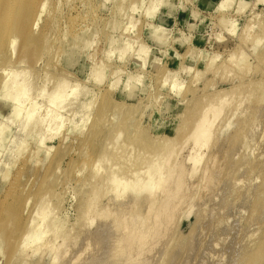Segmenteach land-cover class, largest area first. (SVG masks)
<instances>
[{
    "label": "rangeland",
    "instance_id": "1",
    "mask_svg": "<svg viewBox=\"0 0 264 264\" xmlns=\"http://www.w3.org/2000/svg\"><path fill=\"white\" fill-rule=\"evenodd\" d=\"M48 4L46 13H43L40 21L38 30L40 33H35L31 37L34 39L32 48L36 47V50L30 46L29 51H24L25 39H17L16 47L12 50L14 54L11 53L13 57L9 58V62H13L10 65L8 62L9 66H4L2 69V71L5 69L15 70L13 68L15 67L19 70H15L17 72L25 71L26 75L23 73L22 75L30 82L31 97L39 105L38 111L36 110L37 114L36 111L32 112L36 115H33L29 122L26 118L29 108L25 109L24 112L27 110L26 114L22 112V116L15 114L16 105L4 96L6 80L3 78L4 80L1 81L4 76H2L3 72H0V233L3 242L2 245L0 244V264H24L25 257L28 258L27 264H53L55 261L57 264H83L92 257L102 258L99 261L100 264H113L110 256L105 255L107 254L105 247L112 246L111 239L108 241L110 244L106 243L101 246L98 241H93L89 236L95 230L96 224L88 225L91 221L88 212L92 206H96L100 210L106 208L105 212L109 214L108 217L99 216L97 220L102 221L101 223L106 220L105 224L109 225V222L114 219L113 215H116L115 217L121 215L129 209V205L130 207L134 205V201L130 200L132 199L131 191H129L130 193L120 190L121 193L117 192L115 190L117 187L108 180L107 184L104 177L111 171V168L116 170L114 173L117 172L121 176H125L126 174L123 173H126L130 167L131 171L129 172L131 173L142 172V170L143 173L145 171L147 173L146 163H149L148 161L153 156L156 158L162 154V151H158L163 146L155 147L153 142L155 140L158 142L166 139L176 141L177 161L183 162L187 152L193 148L194 141L189 139V135L197 123V119L204 112L203 107L208 102L210 103L213 97L215 100V97L217 98L221 94L228 98V101L227 98L225 99V102L228 103L223 110L224 114L222 113L219 120L214 122L213 138L208 147L200 149L198 155L201 162L195 166L197 171L193 167L195 174H193V163L186 165L185 187L175 196V200H171V205L178 206L175 224L171 225L173 227L170 226L172 231L155 246H150L149 250L151 249V251H148V256L154 257V264L181 263L184 259L187 260L181 258L182 256L194 263L197 261V264H200L201 257L203 258L201 263L203 261L204 264H212L214 261H218L215 262L216 264H231V261L234 264L235 261L236 264L238 263L237 259L241 261L243 256L248 259L251 256L260 259V264H264V251L261 249L258 248L257 253H255L256 251L252 253V249L241 250L242 247L246 246L247 248L249 243H243L242 240L248 241L249 236L248 242L252 238V245L256 244L254 243L255 239H264V234H262L264 229L261 233L258 232L253 236L251 233L256 228L254 224L258 226L257 223H254L256 218L264 214L263 212L259 214L260 211H264V205H261L264 203V195H262V192L264 194V3H259L258 0H51V3L49 1ZM54 4L55 6H53ZM52 6L56 7V9L54 8L56 11ZM58 7L61 8L60 11ZM49 17L57 20V25H55L56 22L54 23L55 20L52 18L50 20ZM42 33L44 39L39 41L38 38ZM51 36L54 39H51ZM255 45L257 51H254L253 46ZM143 48V52H140ZM23 56L27 59H24L25 63L20 62L21 58L23 61ZM62 81L69 82V87L66 89V93L70 92L69 95H71V88L75 89L78 85L80 89L78 97L72 96L73 98H71L69 96V99L67 98L68 103H65L67 107L63 109L67 110L60 112L62 117H65L63 118L65 121L62 120L61 129L52 136L54 130L51 133L53 128L47 124L48 120L45 119L48 117L46 112L50 107L49 95L54 94L53 92L56 91L54 89H57L55 87L58 86L56 84L62 83ZM109 86H113V88ZM247 86L250 87L247 88ZM188 88H190L189 91ZM186 91L191 93L186 94ZM10 92L14 94L15 90L11 89ZM192 94L194 95L192 96ZM69 100L71 103H75L69 105ZM113 102L118 105H114ZM121 104H124L123 106L127 109L122 106L123 109H121L126 112L118 113V118L116 113L119 112L118 107H121ZM81 105L86 106L82 107ZM104 105H106L105 108ZM193 105L197 106L196 109L199 107L201 112L195 110L196 117L192 113ZM108 109H111V114ZM103 110H106L104 114ZM188 112L191 115H188ZM126 113L130 119L123 118L127 115ZM102 114L103 122L98 120ZM190 116L195 117L196 120H192ZM225 116L226 118H224ZM82 119L85 123L81 121ZM123 119L126 120V123L131 120L130 125L127 123L129 125L127 126ZM97 120L103 124L98 123ZM106 121H109V125ZM104 123L106 124L104 125ZM124 123L126 126L123 125ZM95 124L96 126H94ZM116 124L120 127L123 125V127L120 129ZM115 125L120 129L119 133L118 130L115 131L117 128L114 129ZM98 126L102 127V130ZM110 132L112 135L109 134ZM120 132L122 135H119ZM43 138L46 142H43ZM110 145L113 147L111 148ZM125 147L126 149L123 150ZM131 147L134 151L130 156L128 154L132 151ZM125 150L129 151L128 154H119L124 153ZM143 152L148 155L146 158L143 157ZM122 155L123 157L128 155V165H132L134 161L139 163L135 162L133 167L128 166L124 164L126 163L124 161L128 159L123 158ZM106 156L107 159L102 158H106ZM113 156L117 159L115 160ZM118 156H121L124 161L118 159ZM162 156L159 157V161L163 159L164 156ZM111 158L112 160L114 158V162L110 161ZM98 160L109 161V166L107 161L108 172L105 169H102V172L97 170L96 167L99 166L96 161ZM55 161L59 162L58 165ZM102 164L104 163H101L100 167ZM114 165L116 166L113 167ZM51 166L53 169L57 166L54 172H52ZM89 166L90 168H88ZM214 167L217 168V175L213 172ZM208 171L213 172H210L211 175L217 176L213 177L212 183L208 180L210 177L207 176L210 175ZM128 174L131 180L127 175L126 179L129 178L132 186L133 183H136L132 180L136 181L139 176H142L139 173L135 179L134 176L138 173L132 174L133 177L130 173ZM98 176L103 178H94ZM93 178L96 181H91ZM212 184L213 186H211ZM113 187H115V191ZM261 187H263L262 190ZM147 189L143 195L146 200L142 196L139 201L141 202L140 207L143 208L141 213V208L138 210L140 215L148 212L147 203L150 201L147 197L151 191ZM46 194L49 195V198H45L47 202H44L49 207L44 215V217L46 216L45 222L42 223L44 220L41 217L46 208H42V214L39 209L46 206L45 203L42 204L43 197H47ZM163 195L165 196V194ZM163 195L162 197H164ZM119 196L120 199L117 198ZM91 197L94 198L93 201ZM95 199L96 202H94ZM27 201L30 202L25 207ZM97 202L99 204H95ZM179 205L181 206L179 207ZM125 206L127 207L125 208ZM255 206L261 207H256L258 212L257 209L255 211ZM121 207L124 208V211ZM144 207L146 208L144 209ZM50 210H52L51 213ZM100 210H96L97 213H100ZM36 211L39 213L35 214ZM18 215H23L22 222L24 224L32 220L35 215L36 221L42 225V232H47L48 226L45 227L47 230L44 226L50 225L49 222L60 218L58 222L56 221L57 223H54V220L51 223L52 226L48 227L52 231L49 229L51 232L48 230L44 239H49H45V242L41 241L44 244H48L50 240L52 241L49 244L55 243V245L51 244L53 245L51 253H44L41 257L39 255V257L32 258V248L41 244L40 242L38 244V239H33V242L31 240L29 248L27 246V248H21L19 243H11L14 242L12 240L19 232L14 221ZM110 215H112L111 219ZM164 215H161L157 221H164L169 214ZM11 217L12 220H10ZM263 218L264 215L260 219L258 218L261 222L259 226L264 222ZM19 227L21 230L23 229V226ZM161 230L159 233L164 232L163 229ZM215 232L218 235H215ZM213 234L215 235L214 239L210 238L214 237ZM224 235L227 236L225 239ZM205 237L208 238L205 239ZM216 237L220 238L217 240ZM253 237L256 238L253 239ZM234 238L245 246L241 245L242 243L236 244L237 241ZM64 239L65 241H63ZM230 242H235V244ZM12 244L13 246H11ZM202 244L205 246L201 248ZM221 244H224V249L227 250L225 254ZM192 245L195 248L199 246L200 250L199 247L192 248ZM238 245H241V248L240 246L237 248L239 254L234 250ZM249 245L251 248L257 249L256 245L254 247L251 243ZM207 246L211 247V252H207V255L199 252L207 251ZM225 246L232 247L229 249ZM193 249L197 250V253L193 252L195 255L191 257L192 255L190 256L189 253H192ZM231 249L237 254L236 258ZM52 250L56 252H52ZM229 250L230 253H227ZM113 253L115 254V252ZM135 253L134 249L133 254L135 255ZM226 253L229 257L232 253L231 258H227ZM29 255L30 257H28ZM196 255L201 256H199L200 260ZM232 255L235 258L234 261ZM62 256L65 260H61V258L64 259ZM54 257H57V260ZM150 257L148 258L150 259ZM247 258L242 261L247 262ZM149 259L145 261L147 263L154 261L152 258L150 261ZM133 263L139 264L140 260L136 259L129 264Z\"/></svg>",
    "mask_w": 264,
    "mask_h": 264
},
{
    "label": "bare ground",
    "instance_id": "2",
    "mask_svg": "<svg viewBox=\"0 0 264 264\" xmlns=\"http://www.w3.org/2000/svg\"><path fill=\"white\" fill-rule=\"evenodd\" d=\"M50 1V3H51V0H0V72L2 71V69H3V67L4 66H6V67H8L10 64H12L11 62H13V61H10L9 62V58L14 54L13 52H12V50L13 49H15L14 47H16L15 45L17 44L16 42H17V39H25V44H24V51H26V50H28V48L31 46V48H32V44L34 43V42H32V40H34V39H32L31 37L36 33H40V31H38L39 30V26H40V21H41V18L43 17V13H46L45 11H46V9H47V6H49V4H48V2ZM61 1V0H60ZM259 1V3H264V0H258ZM263 1V2H262ZM53 6H55V4L53 5ZM52 6V8L54 9H56V7H57V5H56V7H53ZM54 9V10H55ZM58 9H59V11L61 10V8H59L58 7ZM52 10V9H51ZM56 11V10H55ZM58 11V12H59ZM74 11V10H73ZM54 12V11H53ZM54 14V13H53ZM52 14V15H53ZM56 14V13H55ZM59 14V13H58ZM49 15V14H48ZM57 15V14H56ZM46 16V15H45ZM44 16V17H45ZM50 16H51V11H50ZM56 17V16H55ZM50 18V17H49ZM52 18V17H51ZM51 18H50V20H51ZM53 20H55L54 18H52ZM57 19V18H56ZM49 20V19H48ZM49 20V21H50ZM80 20V19H79ZM47 21V20H46ZM57 20H55L54 21V23L56 22ZM65 21V20H64ZM73 21V20H72ZM80 22V21H79ZM48 23V22H47ZM51 23H52V25L54 26V24H53V22L51 21ZM78 24V23H77ZM43 25V24H42ZM48 25V24H47ZM46 25V26H47ZM55 25H57V22H56V24ZM80 26H82L81 24H79ZM78 25V26H79ZM46 26H45V28H46ZM52 26V27H53ZM77 26V27H78ZM50 27H51V25H50ZM48 28H49V26H48ZM47 28V29H48ZM81 28V27H80ZM42 29V27L40 28V30ZM51 29V28H50ZM49 29V30H50ZM85 29V28H84ZM76 30V29H75ZM78 30V29H77ZM37 31V32H36ZM64 31V30H63ZM73 31H74V29H73ZM79 31V30H78ZM68 32V31H67ZM67 32H65L66 33V35H67ZM53 33H54V28H53ZM69 33V32H68ZM74 33V32H73ZM80 33V32H79ZM45 34V33H44ZM48 34V33H47ZM46 34V35H47ZM78 34V33H77ZM65 35V36H66ZM37 36V35H36ZM73 36V35H72ZM48 37V36H47ZM53 37H54V34H53ZM52 36H51V39H54ZM76 37V36H75ZM44 39V35H43V33L41 34V36L38 38L39 39V41H41L40 39ZM46 38V37H45ZM49 38V37H48ZM31 39V40H30ZM47 39V38H46ZM48 40V39H47ZM49 41H50V39H49ZM45 43H47V41L45 40ZM44 43V44H45ZM44 47V46H43ZM254 47V51H257V47H256V45L255 46H253ZM32 49H35L36 50V47L35 48H32ZM29 50H30V48H29ZM28 50V51H29ZM142 50H144V48L143 49H141L140 50V52L142 51ZM43 51H44V49H43ZM143 52V51H142ZM11 53H13V54H11ZM9 55V56H8ZM13 57V56H12ZM24 57V56H23ZM25 57L23 58V61H22V58H21V63L22 62H24L25 63V60H27V59H25ZM13 60V59H12ZM38 60V59H37ZM140 60V59H139ZM36 61V60H35ZM138 61V60H137ZM8 62H9V65H8ZM19 62V64L20 65H22L21 63ZM7 64V65H6ZM36 64V63H35ZM38 65V64H37ZM13 66V65H12ZM11 66V67H12ZM15 70H17L15 67H13ZM36 68H37V66H36ZM8 69V68H7ZM9 69H10V67H9ZM15 70H13V69H11V70H4V71H2L3 73H2V76H4V77H2V79H1V81H3L4 79L3 78H5V80H6V83H5V89H6V93H5V97H6V99H9V100H11L13 103H14V105H16V107H15V114H21L20 116H22V112H24L25 111V109H28L29 108V112H27V110H26V112H27V114H26V112H24L25 114H26V118H27V122H29L30 121V119L31 118H33V115H34V113H35V111L37 110V109H39V105H38V103H37V101H35V99H32V97H31V87H30V82L28 81V79H26L23 75H26L25 74V71H21V72H17V71H19V70H17V71H15ZM165 70V69H164ZM22 73H23V75H22ZM23 76V77H22ZM13 77V78H12ZM27 77V76H26ZM28 78V77H27ZM62 80V79H61ZM100 80H101V78H100ZM100 80H99V82H100ZM167 80V79H166ZM0 81V82H1ZM11 83H10V82ZM61 82V81H60ZM59 82V83H60ZM57 83L56 85H58L57 87H55V88H57V89H54V91L55 92H53L54 94L53 95H49V101H50V107H49V109H48V112H46V114H47V116L48 117H46L45 119H47L48 120V123L47 124H49L50 125V127L51 128H53V129H51V133H53L52 132V130H54V133L52 134V136L53 135H56L57 134V131H59L60 129H61V124H62V120L63 121H65L63 118H65V117H62V115H61V111L63 110V109H65V107H67V105L65 106V103H68L67 102V100L69 99V96H71V98H73L74 96L75 97H78L77 95H78V90L80 89V88H78V85H77V87H75V89L74 88H71L72 89V91H71V95H69L70 94V92L68 93H66V89L69 87V82L67 83V82H63L62 81V83ZM113 83V82H112ZM1 84V83H0ZM71 84V83H70ZM164 84H165V82H164ZM163 84V85H164ZM167 84V83H166ZM76 85V84H75ZM74 85V86H75ZM3 86V85H2ZM11 86V87H10ZM71 86V85H70ZM113 86H115V85H113ZM113 86H109L110 88L112 87L113 88ZM128 87V86H127ZM176 87H177V85H176ZM181 87V86H180ZM250 87V86H249ZM248 86H247V88H249ZM2 88V87H1ZM76 88H78V89H76ZM129 88V87H128ZM175 88V87H174ZM252 88V87H251ZM11 89H13V90H15V92H14V94H12V92H10V90ZM70 89V90H71ZM74 89V90H73ZM130 89V88H129ZM189 89L190 88H188V91H189ZM82 90V89H81ZM110 90V89H109ZM1 91V90H0ZM69 91V90H68ZM191 91V90H190ZM237 91V90H236ZM236 91H234V92H236ZM80 92V91H79ZM107 92V91H106ZM187 92V91H186ZM185 92V93H186ZM192 92V91H191ZM191 92H187L186 94H188V93H191ZM8 93H10V94H8ZM108 93H109V91H108ZM238 94V93H237ZM103 95V94H102ZM106 95V94H105ZM112 95H113V92H112ZM194 94H192V96H193ZM231 95H232V93H231ZM236 95V94H235ZM1 96V95H0ZM73 96V97H72ZM80 96V95H79ZM114 96V95H113ZM187 96V95H186ZM234 96V95H233ZM106 97V96H105ZM224 97V98H223ZM232 97V96H231ZM68 98V99H67ZM194 98V97H193ZM192 98V99H193ZM214 98V97H213ZM212 98V100H214ZM227 97L226 96H224L223 94H221L220 96H218L217 98L215 97V100L214 101H212L211 99V102L209 103H207V105L205 106V107H203L204 108V112L201 114V116L197 119V123L195 124V126H193V129H192V131L190 132V135H189V139H192V141H194V145H193V148L189 151V152H187V155H186V157H185V159H184V161L183 162H178L177 161V156H178V153H176V149H175V142L176 141H174L173 139H169V140H164V141H162V142H158L157 140H155V141H153V140H151V141H153L154 142V146L156 147H158L159 145L160 146H163L162 148H159L160 150L158 151V152H161L162 151V154H164L163 156H162V154L161 155H158L156 158H155V160H153L154 158L152 157L151 159H150V161H148L149 163H146L147 164V166H148V170H147V173H143V170H142V172L141 171H139V172H134V173H131V172H129V171H131L130 169H131V167L129 168L128 166H135V162L137 163L138 161H134V163H132V165H128V163H129V159H128V155H130L131 153H133V151H134V149L132 150V147H131V150L132 151H130V153L128 154L127 152H129V151H127V150H125V152L124 153H119V154H128L126 157H123V155H122V157L123 158H125V159H128L127 161H124V160H122V157L120 156H118V159L120 158V160L121 161H124V162H126V163H124V164H127L126 166L129 168L128 169V171H126V173H123V174H126L127 176H129L130 177V175L128 174V173H130L131 174V176H132V174H136V173H138V174H136L134 177H135V179H137V176L139 175V173H140V175L142 174V178L139 176L138 177V179L139 178H141V179H137L136 181H133L132 180V182H136V183H133V186L130 184V182H129V178L128 179H126L127 178V176L125 175V176H121L120 174H118L117 172V175H116V173H114V171H116V170H113V168H111L110 170L111 171H113L112 173H106L107 174V176H105L104 178H105V180H106V183H107V180L109 181V182H111V184H113L114 186H116L117 188L115 189V187H113V190L115 189L117 192H125L126 193V191H128V193H130L129 191H131V194L130 195H132V199H130V200H132V202L134 201V205H131V207H132V209L130 210V205H129V209H127V211H125V212H121L122 214L121 215H118L117 217H115L114 215H113V217H114V219H112V221L111 222H109L110 220L108 219V222H109V225L108 224H105L106 222V220L104 221L103 219H101V220H103V223H101V222H99V220H97L98 218H99V216H107L108 217V213H106L105 211V209L103 208V209H99V208H97L96 206H90L91 207V209L89 210V212H88V215H90L89 217H90V224H88V225H95L96 224V228H95V230L93 231V232H89L90 234H89V236H90V238L93 240V241H98V244L99 245H101V246H104L106 243H108V244H110V242H112V246H110V247H108V248H106L105 247V250L107 251V254H105L106 256H110V260H111V262L113 263V264H129V263H131V262H134L136 259H138V260H140V263L139 264H146L147 262L146 261H148V257H150V256H148L149 255V252L148 251H151V249L149 250V248H151L150 246H155V244L157 243V242H160V241H162V239L166 236L167 237V235H168V233H170L171 231H172V228L170 229V226L171 225H173L174 226V224H175V218H176V213H177V211H178V206H176L175 204H173V205H171V200H173L174 198H176L175 196L181 191V190H183V188L185 187V182H184V180H185V171H186V165L188 164V165H190V163H193V166H192V168L194 167L195 168V166H198L199 165V163L201 162L200 160V157H199V155H198V153H200V149H202L203 147H208V145L210 144V142H211V140H212V138H213V132H214V130L215 129H213V127H214V122L216 123V120H219L218 118H220L221 117V115H222V113L224 114V112H223V110H224V108L225 107H227L226 105H227V103L225 102ZM263 98V97H262ZM196 99V98H195ZM261 99V98H260ZM46 100V99H45ZM104 100H105V98H104ZM104 100H103V102H104ZM117 100V99H116ZM229 100H230V98H229ZM232 100V99H231ZM263 100H264V98H263ZM8 101V100H7ZM48 101V102H49ZM74 101V100H73ZM77 101V100H76ZM227 101H228V98H227ZM233 101V100H232ZM231 101V102H232ZM262 101V100H261ZM119 102V101H118ZM197 102V101H196ZM230 102V103H231ZM259 102V101H258ZM69 105H72V104H74L75 102H73V103H71L70 102V100H69ZM87 103V102H86ZM85 103V104H86ZM89 103V102H88ZM106 103V102H105ZM114 103V105L116 104V102H113ZM181 103V102H180ZM230 103H229V105H230ZM82 104V103H81ZM260 104V103H259ZM87 105V104H86ZM86 105H84V106H86ZM89 105V104H88ZM108 105V104H107ZM116 105H118V103L116 104ZM124 105V104H123ZM122 104H121V107H118L119 108V112H115L114 111V114L116 113L117 115H118V113H123V112H126V110L125 111H123L122 109H123V107H124V109H127V108H125V106H123ZM197 105V104H196ZM228 105V106H229ZM82 106V105H81ZM84 106H82V107H84ZM105 106L106 105H104V108H105ZM123 106V107H122ZM194 106V111H193V109L191 110V112L192 113H194L195 112V110H198L199 111V107H198V109H196V107L198 106H195V105H193ZM234 106V105H233ZM69 107V106H68ZM117 107V106H116ZM236 107V106H235ZM81 108V107H80ZM86 108V107H85ZM109 108H111V107H109ZM122 108V109H121ZM14 109V108H13ZM130 109V108H129ZM202 109V108H201ZM200 109V110H201ZM238 109V108H237ZM42 110H43V108H42ZM67 110V109H66ZM66 110H63V112H65ZM83 110L86 112V110L83 108ZM82 110V111H83ZM109 110V109H108ZM107 110V111H108ZM111 110V109H110ZM110 110H109V113H110ZM116 110V109H115ZM121 110H122V112H121ZM230 110V109H229ZM38 111V110H37ZM37 111H36V114H37ZM81 111V112H82ZM87 111H89L88 109H87ZM104 111H106V110H103L102 112H103V114H104ZM116 111H118V109L116 110ZM234 111H235V109H234ZM32 112H34V113H32ZM62 112V113H63ZM190 112V111H189ZM189 112H188V115H191V113L189 114ZM197 112V111H196ZM200 112V111H199ZM198 112V114H200ZM256 112V111H255ZM107 113V112H106ZM35 114V115H36ZM45 114V115H46ZM87 114V113H86ZM103 114H102V116L100 117V119H98L99 121H102L103 122V120H102V117H103ZM108 114V113H107ZM111 114V113H110ZM115 114V115H116ZM127 115H125V117H123V118H125V119H128L129 118V115H128V113H126ZM34 115V116H35ZM116 115V116H117ZM121 115V114H120ZM194 115H195V113H194ZM193 115V116H194ZM128 116V117H127ZM193 116H190L191 117V119L193 120L196 116H197V114L195 115V117L193 118ZM89 117V116H88ZM104 117H106V116H104ZM113 117V116H112ZM118 118H119V115L117 116ZM122 117V116H121ZM22 118V117H21ZM87 118V117H86ZM86 118H84L85 120H86ZM114 118V117H113ZM224 118H226V116L224 117ZM75 119V118H74ZM89 119V118H88ZM105 119V118H104ZM107 119V118H106ZM109 119H110V117H109ZM125 119H123V120H125ZM130 119V118H129ZM47 120H45L46 122H47ZM97 120V121H98ZM113 120H115V119H113ZM194 120H196V119H194ZM224 120V119H223ZM74 121V120H73ZM82 122H83V119L81 120ZM97 121H95L96 122V124H97ZM98 121V123H101V122H99ZM122 121V120H121ZM225 121V120H224ZM26 122V123H27ZM107 122V124L109 123V121H106ZM112 122H114V121H112ZM112 122H110V123H112ZM120 122V121H119ZM118 122V123H119ZM125 123H126V120L124 121ZM129 122H131V120L130 121H128L127 123L129 124ZM83 123H85V122H83ZM123 123V122H122ZM125 123L123 124V125H125ZM126 123V124H127ZM194 123H195V121H194ZM65 124V123H64ZM74 124V123H73ZM96 124L94 125V126H96ZM101 124H103V123H101ZM101 124H99V125H101ZM106 123H104V125H105ZM127 124V126H129ZM26 125V124H25ZM49 125H47V126H49ZM109 125V124H108ZM108 125H106V126H108ZM110 125H112V124H110ZM116 125H118V124H116ZM116 125L114 126V129L115 128H119L120 126V123H119V125L116 127ZM123 125L121 126V127H123ZM64 126V125H63ZM75 126H76V124H75ZM75 126H74V128H75ZM126 126V125H125ZM92 127V126H91ZM90 127V128H91ZM99 127V126H98ZM104 127V126H103ZM121 127H120V129H121ZM94 128V127H93ZM100 128V127H99ZM98 128V129H99ZM102 128V127H101ZM100 128V130H102ZM116 129L115 131H117L118 133H119V131H120V129ZM127 128V127H126ZM106 129H107V127H106ZM111 129V128H110ZM222 129V128H221ZM220 129V130H221ZM248 129V128H247ZM246 129V130H247ZM82 130H84V129H82ZM82 130H80V131H82ZM241 130V129H240ZM239 130V131H240ZM24 131V130H23ZM90 131V130H89ZM93 131V130H92ZM91 131V132H92ZM97 131V130H96ZM107 131V130H106ZM252 131V130H251ZM90 132V134L92 135V133ZM123 132V131H122ZM112 133H113V131H112ZM121 133V132H120ZM236 133V132H235ZM245 133V132H244ZM90 134H89V136H90ZM110 135H112L111 134V132L109 133ZM114 134H115V132H114ZM241 134V133H240ZM49 135V134H48ZM47 135V136H48ZM82 135V134H81ZM84 135V134H83ZM116 135V134H115ZM119 135H122V133L121 134H119ZM218 135V134H217ZM89 136H87L88 138H89ZM114 136V135H113ZM130 136V135H129ZM238 136V135H237ZM49 137V136H48ZM50 137H51V135H50ZM85 137H86V135H85ZM228 138H229V136H227ZM245 137V136H244ZM45 138V137H44ZM44 138H43V142H46V141H44ZM53 138V137H52ZM52 138H50V139H52ZM87 138V139H88ZM18 139V138H17ZM45 139H47V138H45ZM118 139H119V141H118ZM118 139L116 138V140L120 143V138L118 137ZM130 139V138H129ZM231 139V138H230ZM229 139V140H230ZM238 140V139H237ZM48 141V140H47ZM160 141V140H159ZM228 141V140H227ZM156 142V143H155ZM243 143H244V141H243ZM243 143H242V145H243ZM245 143H246V141H245ZM118 144V143H117ZM122 144V143H121ZM153 144V143H152ZM112 145V144H111ZM110 145V146H111ZM115 145V143L113 144V146ZM119 145V144H118ZM124 145H125V143H124ZM113 146H111V148L113 147ZM127 146V145H126ZM62 147V146H61ZM106 149L108 148V145L105 147ZM129 148V147H128ZM124 149H126V147L125 148H123V150ZM184 149V148H183ZM243 149V148H242ZM47 150H51V149H47ZM109 150H112V149H109ZM45 151V150H44ZM183 151V150H182ZM7 152V151H6ZM145 152V151H144ZM144 152L142 153V155L144 154ZM47 153H48V151H47ZM148 154V153H147ZM153 154V153H152ZM48 155V154H47ZM55 155H56V153H55ZM132 155V154H131ZM130 155V156H131ZM217 155V154H216ZM100 156V155H99ZM110 156V155H109ZM108 156V157H109ZM130 156H129V158H130ZM148 155H146V153L143 155V157H147ZM160 156H162L163 157V159H161L160 161H159V157ZM174 156H176V157H174ZM201 156V155H200ZM219 156V155H218ZM114 157V156H113ZM58 158V157H57ZM99 158V157H98ZM103 159H107V156H106V158H104V157H102ZM115 158V157H114ZM114 158H113V160H112V158H111V160L110 161H112V162H114ZM158 158V159H157ZM174 158H176V159H174ZM219 158V157H218ZM100 159H101V157H100ZM117 159V157L115 158V160ZM174 159V160H173ZM215 159V158H214ZM102 160V159H101ZM108 160H109V158H108ZM108 160H105V161H96V162H98V166L99 167H96L97 168V170L99 171V170H101V172H102V169H105V171H109V170H107L108 168H107V161ZM153 160V161H152ZM163 160V161H162ZM210 160V159H209ZM132 161V160H131ZM152 161V162H151ZM162 161V162H161ZM56 162V161H55ZM94 162H95V160H94ZM94 162H92V163H94ZM99 162H101V163H104V164H102V168L100 167V164H99ZM116 162V161H115ZM58 163L59 162H56V164L58 165ZM105 163H106V165H105ZM139 163V162H138ZM216 163H217V161H216ZM53 164V163H52ZM55 164V165H56ZM111 165H112V163H110ZM134 164V165H133ZM215 164V163H214ZM104 165V166H103ZM108 166H109V161H108ZM116 165H114L113 167H115ZM120 166V165H119ZM147 166H146V168H147ZM52 167V166H51ZM55 167V166H54ZM57 167V166H56ZM56 167H55V169H56ZM93 167V166H92ZM105 167V168H104ZM145 167V166H144ZM217 167V166H216ZM88 168H90V166L88 167ZM95 168V169H96ZM99 168V169H98ZM194 168H193V171H194V173L193 174H195V170H196V168H195V170H194ZM215 168V167H214ZM52 169H53V167H52ZM51 169V170H52ZM55 169H53L52 170V172H54V170ZM116 169H117V167H116ZM209 169V168H208ZM211 169V168H210ZM216 169V170H215ZM214 169V174H216L217 175V168H215ZM97 170H95V171H97ZM144 170H145V168H144ZM213 170V169H212ZM211 170V171H212ZM94 171V172H95ZM97 171V172H98ZM104 171V170H103ZM197 171V170H196ZM210 171V172H211ZM216 171V172H215ZM219 171V170H218ZM49 172V171H48ZM93 172V173H94ZM128 172V173H127ZM209 172V171H208ZM209 172V173H210ZM213 172H211V173H213ZM99 173V172H98ZM190 173V172H189ZM211 173H210V175H207V176H210L209 178H208V180L209 181H211V180H213V177H217V176H213V175H211ZM104 174V173H103ZM48 175V174H47ZM95 175V174H94ZM93 175V176H94ZM97 175H99V174H97ZM120 175V176H119ZM144 175H146V176H144ZM100 176H101V174H100ZM103 176V175H102ZM121 177V178H119V177ZM188 176V175H187ZM186 176V177H187ZM19 177V176H18ZM46 177V176H45ZM133 177V176H132ZM95 179L96 178H103V177H94ZM94 178L91 180V181H93L94 180ZM122 178H124V179H126V180H123ZM212 178V179H211ZM134 179V180H135ZM215 179H217V178H215ZM102 181H103V179H101ZM130 180H131V177H130ZM94 181H96V180H94ZM98 181H100V180H98ZM215 181V180H214ZM213 181V184L215 183ZM44 182V181H43ZM87 182V181H86ZM207 182V181H206ZM88 183V182H87ZM99 183V182H98ZM100 183H101V181H100ZM211 183H212V181H211ZM108 184V183H107ZM213 184L211 185V186H213ZM112 185V186H113ZM131 185V186H130ZM209 185H210V183H209ZM264 185V184H263ZM262 185V186H263ZM208 186V185H207ZM210 187V186H209ZM208 187V188H209ZM148 188V189H147ZM169 188V189H168ZM212 188V187H211ZM210 188V189H211ZM262 188L263 187H261V190H262ZM13 189H14V187H13ZM95 189V188H94ZM150 190L151 191V193L149 194V197H147L148 198V200L150 201V202H148L147 203V210H148V212H146V214L144 213L143 215H140V213H141V210L143 209L142 207H140L141 205V202H139L142 198V196L145 194V190ZM158 189V190H157ZM160 189V190H159ZM114 190V191H115ZM120 190V191H119ZM226 190V189H225ZM97 191V190H96ZM96 191H95V193H96ZM111 191V190H110ZM157 191V192H156ZM158 191H159V193H158ZM264 191V190H263ZM94 192V191H93ZM120 192V193H121ZM155 192V193H154ZM214 192V191H213ZM225 193H226V191H224ZM259 192H261V191H259ZM119 193V194H120ZM184 193V192H183ZM215 193V192H214ZM224 193V194H225ZM48 194H50V193H48ZM93 194V193H92ZM123 194V193H122ZM163 194H165V196L163 195ZM96 195H97V193H96ZM162 195L164 196V197H162ZM226 196H227V194H225ZM258 195H259V193H258ZM262 195H264L263 194V192H262ZM46 196H47V194H46ZM93 196V195H92ZM120 196H121V194H120ZM120 196L119 197H117L118 199H120ZM145 196H147V195H145ZM223 196V195H222ZM254 196V195H253ZM259 196H261V195H259ZM124 197V196H123ZM144 197V196H143ZM244 197V196H243ZM264 197V196H263ZM30 198V197H29ZM28 198V199H29ZM44 198V200H42L43 202H42V204H44L45 202L44 201H46L47 202V198H49V195L47 196V197H43ZM46 198V199H45ZM97 198V197H96ZM181 198H182V196H181ZM184 198H186L185 196L183 197V199ZM226 198V197H225ZM33 199V198H32ZM42 199V198H41ZM40 199V200H41ZM91 199H92V197H91ZM94 199V198H93ZM93 199H92V201H93ZM118 199H117V201H118ZM209 199V198H208ZM260 199H262V196L260 197ZM259 199V200H260ZM89 200V199H88ZM98 200V199H97ZM144 200H146L145 199V197H144ZM147 200V201H148ZM175 200V199H174ZM185 200V199H184ZM226 200V199H225ZM6 201V200H5ZM49 201V200H48ZM178 201V200H177ZM181 201H183V200H181ZM263 201V200H262ZM30 202V201H29ZM29 202L27 201L26 203L27 204H25L26 206L25 207H27V205L29 204ZM88 202V201H87ZM86 202V203H87ZM94 202H96V199H95V201ZM131 202V201H130ZM139 202V203H138ZM6 203H7V201H6ZM89 203H90V201H89ZM174 203H176V202H174ZM185 203V202H184ZM40 204H41V202H40ZM95 204H99L98 202L97 203H95ZM130 204V203H129ZM142 204H144V203H142ZM162 204V206L160 207V205ZM179 204V203H178ZM45 205L46 206H43V207H41V209H39V211L41 210V212H40V214H42V208H46L44 211H43V216L41 217V218H43L42 220H44V221H42L41 220V218L39 217V219H40V222L42 221V223L43 222H45V217H44V215H46V210H47V208L49 207V205L47 204V203H45ZM88 205V204H87ZM93 205V204H92ZM138 205H139V207H138ZM157 205H158V207H157ZM181 205H182V203H181ZM181 205H179V207L181 206ZM261 205H264V203L263 204H261ZM2 206V205H1ZM4 206V205H3ZM38 206V205H37ZM42 206V205H41ZM98 206V205H97ZM145 206V205H144ZM98 207H100V206H98ZM127 206H125V208H126ZM245 207V206H244ZM256 207H258V208H261L260 206H255V211H256ZM29 208V207H28ZM39 208V207H38ZM122 208V207H121ZM139 208H141L140 209V213L138 212V210H139ZM146 207H144V209H145ZM155 208H160L159 210L158 209H155ZM87 209V208H86ZM124 208H122V210H123ZM241 209H242V207H241ZM3 210V209H2ZM26 210V209H25ZM49 210V209H48ZM96 210H100L99 212L100 213H97V211ZM240 210V209H239ZM261 210V209H260ZM263 210V209H262ZM27 211H29V210H27ZM39 211L37 212L36 211V213L35 214H37V213H39ZM51 211L52 210H50V213H51ZM109 211V210H108ZM124 211V210H123ZM180 211V210H179ZM86 212V211H85ZM103 212H105V213H103ZM143 212V211H142ZM257 212H258V209H257ZM264 213V211H260V213L259 214H261V213ZM110 213V212H109ZM179 213V212H178ZM11 214H13V213H11ZM87 214V213H86ZM163 214H169L168 215V217L163 221H161L160 220V222L159 221H157V219L159 220V218H160V216L161 215H163ZM258 214V215H259ZM8 215H10V214H8ZM87 215V216H88ZM93 215H95V216H93ZM164 215V216H165ZM240 215V214H239ZM258 215H256V216H258ZM264 215V214H263ZM262 214H261V216L260 217H262L263 216ZM13 216H15L14 214H13ZM40 216V215H39ZM93 216V217H92ZM111 217H110V219L112 218V215H110ZM164 216H162V218L164 217ZM236 216V215H235ZM243 216V215H242ZM9 217V216H8ZM28 217H29V215H28ZM35 217V215L33 216V218H32V220H27L28 222H26V224H24V222H22V220H23V215H18L17 217H15V220H14V217H13V220L15 221V223H16V225H17V227H18V229H19V232H17V236L14 238V240H12V241H14V242H11V243H15V244H17V243H19L20 244V246H21V248L23 247V248H27L28 247V245H30V241L32 240V242H33V239H35V240H37L38 239V244H39V242L41 243V241L42 242H45L46 240H48L49 238H45L44 239V237H46V235H47V233H48V230L50 229V228H48V227H51L52 225H51V223H53V221L55 220H53L51 223L49 222V224L50 225H46V226H44V228L45 227H47V232L45 231H41V227H42V225H40V223L39 222H37L36 221V219L34 218ZM38 217V215L36 216V218ZM47 217H48V215H47ZM57 217V216H56ZM55 217V218H56ZM92 217V218H91ZM260 217H258L259 219H260ZM45 218V219H44ZM161 218V219H162ZM230 218V217H229ZM244 218V217H243ZM254 218V217H253ZM256 218V217H255ZM258 218H256L257 220L256 221H254V223H257V225L258 226H256L255 224H254V227H256L254 230H252V236L253 235H255V234H257L258 232H260L261 233V231H263V229H264V226H262V224H264V222L261 224V226H259V224L261 223V222H259V220H258ZM58 219H60V218H58ZM58 219L57 220H55V222L54 223H57L58 222ZM89 219V218H88ZM164 219V218H163ZM240 219V218H239ZM242 219V218H241ZM262 219V218H261ZM264 219V218H263ZM10 220H12V217L10 218ZM87 220V219H86ZM230 220H232L231 218H230ZM235 220V219H234ZM39 221V220H38ZM49 221V220H48ZM57 221V222H56ZM236 221V220H235ZM263 221V220H262ZM10 222H12V221H10ZM22 222V223H21ZM107 222V223H108ZM48 223V222H47ZM149 223V224H148ZM174 223V224H173ZM233 223L234 224H236L234 221H233ZM241 223V222H240ZM44 224H46V223H44ZM250 224H251V222H250ZM23 226V229L21 230V227H19V226ZM236 225H238V223L236 224ZM173 226H171V227H173ZM252 226H253V224H252ZM16 227V226H15ZM88 228H89V226H88ZM161 229H163V231L164 232H161V233H159L160 231H162ZM252 229H253V227H252ZM43 230V229H42ZM51 230V229H50ZM49 230V231H50ZM52 231V230H51ZM50 231V232H51ZM111 231V232H110ZM114 234H113V233ZM111 233H112V235L114 236L113 238H112V235H111ZM259 233V234H260ZM262 234H264V233H262ZM45 235V236H44ZM214 235V234H213ZM215 235H218L216 232H215ZM215 235H214V237H210V238H215ZM251 235V234H250ZM56 236V235H55ZM88 236V235H87ZM89 236H88V238H89ZM102 236H104V237H102ZM201 236V235H200ZM208 236V235H207ZM219 236H221V235H219ZM236 236H237V234H236ZM261 236V235H260ZM108 237V238H107ZM222 237H223V234H222ZM227 236L226 235H224V239L226 238ZM238 237V236H237ZM236 237V238H237ZM245 237V236H244ZM250 237V236H249ZM247 238V240L249 241L250 240V238ZM257 237V236H256ZM256 237H253V239L254 238H256ZM262 237H263V235H262ZM12 238V237H11ZM208 237H205V239H207ZM217 238H220V237H216V239ZM236 238H234L235 240H236ZM258 238H260V237H258ZM257 238V239H258ZM111 239V240H110ZM112 239H113V241H112ZM212 239V240H213ZM262 239V238H261ZM34 240V241H35ZM92 240H90V241H92ZM110 240V242H108ZM218 240V239H217ZM216 240V241H217ZM245 240V239H244ZM244 240H242L243 241V243H246V244H250L251 243V245H252V238H251V241L250 242H248V241H244ZM264 240V239H263ZM263 240H256L255 239V242L254 243H256V244H254V245H252L253 247L255 246V247H257V249L256 248H251L250 247V245L248 244V246H247V248H246V246L245 245H243V243L242 242H240V243H242L241 245H243V246H245V248L244 247H242V249L241 250H247V249H252L251 251H252V253H254V251H256L255 253H257V250H259V249H261L262 251H264V243H262V241ZM52 240H50L49 242H48V244H44V243H41L40 245H37L34 249L32 248V254H31V256H32V258L33 257H36V256H38L39 257V255H40V257H41V255H43L44 253H51V249H53V245H55V243H53V245H51V244H49L50 242H51ZM63 241H65V239L63 240ZM67 241V240H66ZM69 241V240H68ZM201 241V240H200ZM214 241V240H213ZM213 241H211V242H213ZM219 241H222V240H220L219 239ZM224 241V240H223ZM237 241V240H236ZM260 241V242H259ZM55 242V241H54ZM194 242H196V241H194ZM204 242V241H203ZM202 242V243H203ZM257 242H259V243H257ZM29 243V244H28ZM214 243V242H213ZM230 243H234L235 244V242H230ZM237 243H239L238 241L236 242V244ZM239 243V244H240ZM261 243V244H260ZM0 244L2 245L3 244V242H2V234L0 233ZM63 244V243H62ZM209 244V243H208ZM207 244V245H208ZM259 244V245H258ZM51 245V246H50ZM194 245H195V243H194ZM198 245H200L199 244V242H198ZM210 246H211V244H209ZM216 245V244H215ZM218 245H219V242H218ZM221 245H223L222 246V251H224L223 253L225 254V252L227 251H225V249H224V244H221ZM228 245H230V244H228ZM241 245H238L234 250H236L237 251V254H239L238 253V247L240 246V248H241ZM11 246H13V244L11 245ZM27 246V247H26ZM202 246H205V245H201L200 247L202 248ZM17 247H18V245H17ZM179 247H181V246H179ZM192 248H194V249H196V248H198V247H196L195 248V246H191ZM200 247L198 248L199 250H200ZM212 247H213V245H212ZM225 247H227V248H229V247H232V246H225ZM29 248V247H28ZM57 248V247H56ZM55 248V249H56ZM188 248V247H187ZM191 248V249H192ZM210 248L211 247H208L207 246V251H199L200 253H203V254H208L207 252H211V250H210ZM226 248V249H227ZM244 248V249H243ZM259 248V249H258ZM110 249V250H109ZM134 249L136 250V253H135V255L133 254V252H134ZM193 249V250H194ZM204 249H206V248H204ZM203 249V250H204ZM208 249H209V251H208ZM213 249V248H212ZM230 249V248H229ZM254 249H256V250H254ZM13 250V249H12ZM185 250V249H184ZM189 250V249H188ZM220 250V251H221ZM232 250V249H231ZM260 250V251H261ZM53 251H55V250H52V252ZM177 251H178V249H177ZM185 251H187V250H185ZM248 251H250V250H248ZM56 252V251H55ZM54 252V253H55ZM113 252H115V254L113 253ZM179 252V251H178ZM182 252V251H181ZM192 253H189V255L191 256V257H193V255H195V254H193V252H196L197 253V250H194V251H191ZM199 252H198V254H199ZM231 252H233V250L231 251ZM239 252H241V251H239ZM185 253H187V252H185ZM221 253V252H220ZM227 253H230V250H229V252H227ZM226 253V254H227ZM234 253V252H233ZM56 254V253H55ZM180 254V253H179ZM210 254V253H209ZM217 254H219V253H217ZM232 254V253H231ZM231 254H230V257H229V255L227 254V258H231ZM236 253H234L233 255H234V257H235V255H237ZM259 254V253H258ZM201 255V254H200ZM199 255V256H200ZM215 255V254H214ZM221 255V254H220ZM233 255H232V260L234 261V259L237 257H233ZM256 255V254H255ZM14 256V255H13ZM12 256V257H13ZM54 256V255H53ZM178 256V255H177ZM180 256V255H179ZM198 255H196V257H197ZM198 256V258H199V260H200V257ZM209 256V255H208ZM208 256H207V258H208ZM211 256V255H210ZM226 256V255H225ZM28 257H30V255L28 256ZM58 257V256H57ZM56 257V258H57ZM63 257V256H62ZM189 257V256H188ZM190 257V258H191ZM205 257V256H204ZM214 257V256H213ZM222 257V256H221ZM224 257V256H223ZM238 257H240V256H238ZM245 259L247 258L246 256H243ZM242 257V258H243ZM27 257H25V260L26 261H28V258L26 259ZM43 258V257H42ZM55 258V257H54ZM55 258V259H56ZM64 258V257H63ZM151 258L154 260V257H150V259H149V261L151 260ZM178 258V257H177ZM180 258V257H179ZM181 258H186L187 260H185L184 259V261L183 262H181V261H179V262H181V263H184V264H197V261L195 260V259H197V258H195L194 259V261H196V263H194L193 261H191V260H189L187 257H184V256H182ZM219 258V257H218ZM217 258V259H218ZM240 259L241 261H239L238 259H237V261H238V263L239 262H241L240 264H242V260L244 259ZM13 259V258H12ZM52 259V258H51ZM54 259V260H55ZM102 258H97V257H92V258H90L89 260H87L85 263H83V264H100L99 263V261L101 260ZM192 259V258H191ZM205 260L204 261H206V258H204ZM215 259V258H214ZM221 259H223V258H221ZM24 260V259H23ZM42 260V259H41ZM57 260V259H56ZM61 260H65V258L64 259H62L61 258ZM146 260V261H145ZM177 261H178V259H176ZM198 260V259H197ZM201 260H203V258L201 257ZM201 260H200V264H204V262L202 261V263H201ZM207 260H209V259H207ZM211 260H213L212 258H211ZM210 260V261H211ZM228 260V259H227ZM231 260V259H230ZM229 260V261H230ZM12 261V260H11ZM25 261V263L24 264H27V262ZM40 261V260H39ZM38 261V262H39ZM245 261V260H244ZM37 262V261H36ZM59 262V261H58ZM62 262V261H61ZM137 262V261H136ZM139 262V261H138ZM154 262H155V260L154 261H152V262H148L149 264H154ZM215 262H218V261H214L213 263H215ZM222 262H225V261H222ZM221 262V263H222ZM260 262H261V260L260 259H257V258H255V257H249V259L247 258V262L245 261V262H243V264L244 263H246V264H260ZM11 263V262H10ZM51 263V262H50ZM53 263V262H52ZM147 263V264H148ZM176 263V262H175ZM181 263H177V264H181ZM205 263H209V262H205ZM212 263V264H213ZM229 263V262H228ZM233 262L231 261V264H232ZM238 263H236V264H238ZM30 264V263H29ZM33 264V263H32ZM40 264V263H39ZM53 264H57V261H55ZM133 264H135V263H133ZM210 264V263H209ZM216 264V263H215ZM234 264H235V261H234Z\"/></svg>",
    "mask_w": 264,
    "mask_h": 264
}]
</instances>
